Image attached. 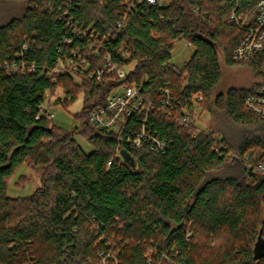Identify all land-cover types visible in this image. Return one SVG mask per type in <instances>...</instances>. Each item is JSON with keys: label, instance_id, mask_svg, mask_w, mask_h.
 Segmentation results:
<instances>
[{"label": "trees", "instance_id": "16d2710c", "mask_svg": "<svg viewBox=\"0 0 264 264\" xmlns=\"http://www.w3.org/2000/svg\"><path fill=\"white\" fill-rule=\"evenodd\" d=\"M128 1L74 0L67 7L65 0H0V264H102L110 252L119 264H264V253L255 251L264 242V118L245 105L263 84L264 50L236 62L244 31L232 18L251 13L259 0H166L129 14ZM68 20L89 32L86 39L63 44ZM92 34L101 44L94 43L91 66L55 73ZM182 42L194 52L178 70L172 52ZM106 54L128 70L124 80L91 76ZM21 61L32 71H6ZM240 65L251 85L219 90L223 66ZM119 86H136L151 103L146 126L167 140L164 152L127 144L126 133L139 131L144 114H133L123 131L90 122ZM164 88L175 99L167 111ZM81 95L72 130L40 111L45 103L68 108ZM197 108L221 113L233 126L198 133L191 119ZM185 113L189 126L180 122ZM22 166L40 173L41 184L13 198L8 189Z\"/></svg>", "mask_w": 264, "mask_h": 264}, {"label": "built area", "instance_id": "2783aa9c", "mask_svg": "<svg viewBox=\"0 0 264 264\" xmlns=\"http://www.w3.org/2000/svg\"><path fill=\"white\" fill-rule=\"evenodd\" d=\"M74 0H65L67 7L73 3ZM237 4L239 0H236ZM127 3L128 14L137 8L140 4H148L150 6L163 7L167 5L166 0H129ZM128 14L122 17L119 22L118 29L121 30L126 24ZM232 18L238 27L244 31L243 38L237 45L234 51V60L238 63L248 62L256 52L264 50V0H259L254 10L249 14L233 13ZM67 27L70 28L71 34L67 35L64 40V45L72 44L75 40L80 38L86 39L89 32L84 33L73 20H68ZM90 42L84 48L78 47L73 50L71 57L66 60H60L55 73H72L77 74L84 69L91 66L92 54H94L95 44L94 34L90 35ZM106 40V39H105ZM101 44V43H97ZM25 50L19 55L20 58L25 56ZM84 54V56H83ZM99 56V55H97ZM6 71L8 73H17L32 71V68L26 66L24 62L13 63L7 65ZM34 68V67H33ZM106 73H116L119 79L124 80L128 74L126 68H121L113 60L110 54L102 57V64L91 76L102 77ZM260 74L263 78V84L257 93L250 95L245 100L246 107L254 114L264 118V62L260 68ZM175 99L169 88L162 90V109L169 110L172 107ZM54 103V102H53ZM52 101L50 104H53ZM152 109L151 103H146L143 99L139 89L136 86H119L116 87L108 97L107 104L103 107L94 109L89 116L92 124L96 125L100 130L105 131H123L126 124L135 113L144 114L143 123L138 132L130 131L126 133V141L131 149L140 150L145 145L151 151L156 153L164 152L167 148V140H163L156 134H153L146 126L148 113ZM42 114H47L50 119H53L54 113L49 109L48 104L40 106ZM181 124L189 126L190 116L185 113L181 118ZM111 165V163H109ZM119 264L117 257L111 252L106 254L102 260V264Z\"/></svg>", "mask_w": 264, "mask_h": 264}, {"label": "rangeland", "instance_id": "374dc122", "mask_svg": "<svg viewBox=\"0 0 264 264\" xmlns=\"http://www.w3.org/2000/svg\"><path fill=\"white\" fill-rule=\"evenodd\" d=\"M194 52V48L191 45L186 43H177L174 47L172 52L173 61L172 63L174 66L179 70L181 69L184 64L190 59V56ZM253 81V77L250 71L247 69L245 65L240 66H232V67H225L223 66V81L221 88L219 90L228 89L231 86H249ZM61 93V92H60ZM52 103L56 101L54 97ZM83 105V97L82 95L79 99L68 108L63 107L62 105H56L52 109L54 113L53 123L55 126L64 129V130H72L74 129L77 124L75 123L74 116L79 113L82 109ZM190 116V114H189ZM192 123L195 125L196 132L200 133L203 131L209 130H217L218 128H231L233 125L229 124L228 120L221 114H210L207 112H201L200 108L195 110L193 117L191 116ZM191 122V120H190ZM238 130V129H236ZM235 129L232 130L233 132L236 131ZM240 135V130L236 131ZM232 134V133H230ZM238 135V134H237ZM75 138L81 148L86 152H92L93 148L89 145L80 135L76 134ZM237 171L234 169V172ZM19 177L22 178L21 182L18 185H14ZM40 179L41 174L31 169L27 168L26 166H22L18 172L16 173L15 177L13 178L12 182L10 183L8 189V195L13 198L19 197H26L29 196L40 186ZM260 241L256 246V254L262 255L264 250L261 248Z\"/></svg>", "mask_w": 264, "mask_h": 264}, {"label": "water", "instance_id": "95a60500", "mask_svg": "<svg viewBox=\"0 0 264 264\" xmlns=\"http://www.w3.org/2000/svg\"><path fill=\"white\" fill-rule=\"evenodd\" d=\"M120 155L132 169L136 168V160L131 156L130 152L126 149L120 151ZM261 248L264 250V242L261 243Z\"/></svg>", "mask_w": 264, "mask_h": 264}]
</instances>
